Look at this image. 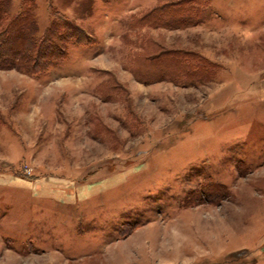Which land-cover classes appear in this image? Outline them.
Here are the masks:
<instances>
[{
    "label": "rangeland",
    "instance_id": "374dc122",
    "mask_svg": "<svg viewBox=\"0 0 264 264\" xmlns=\"http://www.w3.org/2000/svg\"><path fill=\"white\" fill-rule=\"evenodd\" d=\"M11 1L95 42L0 69V264H264V0Z\"/></svg>",
    "mask_w": 264,
    "mask_h": 264
},
{
    "label": "trees",
    "instance_id": "16d2710c",
    "mask_svg": "<svg viewBox=\"0 0 264 264\" xmlns=\"http://www.w3.org/2000/svg\"><path fill=\"white\" fill-rule=\"evenodd\" d=\"M187 2L183 1L172 7L166 5L156 7L150 15L145 14L143 20L149 21L148 18L154 15H162L165 18L177 16L181 9L187 6ZM11 8V0H0V69H15L29 76H40L66 57L71 41L74 40L79 46L95 42L84 29L62 15L54 16L53 21L40 35L32 9L25 8L11 14ZM178 53L180 52L165 54L162 58L165 76H174L173 79L176 80L190 79L205 70L202 59L197 58V55L193 53L177 55ZM142 54L138 53L136 56H145V52ZM151 59L147 58L145 61Z\"/></svg>",
    "mask_w": 264,
    "mask_h": 264
},
{
    "label": "crops",
    "instance_id": "0c3cea01",
    "mask_svg": "<svg viewBox=\"0 0 264 264\" xmlns=\"http://www.w3.org/2000/svg\"><path fill=\"white\" fill-rule=\"evenodd\" d=\"M262 95H264V91H263V90H262ZM44 217L49 218V219L51 218V217H48V215H46V216H44ZM58 219H59V220H63V219H61L60 217H57V218H56V220H58ZM56 251H57V250H56ZM57 252L59 253V251H57Z\"/></svg>",
    "mask_w": 264,
    "mask_h": 264
}]
</instances>
